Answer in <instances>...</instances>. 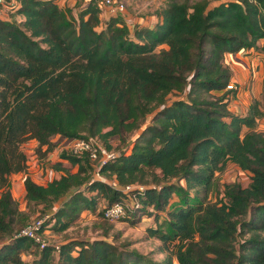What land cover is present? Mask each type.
<instances>
[{"label": "trees", "instance_id": "1", "mask_svg": "<svg viewBox=\"0 0 264 264\" xmlns=\"http://www.w3.org/2000/svg\"><path fill=\"white\" fill-rule=\"evenodd\" d=\"M14 2L11 18L0 17V264H174V256L178 264H264V130L256 129L263 111L255 101L247 115L232 113L228 93H216L236 89L225 55L264 38V0H164L155 25L134 28L120 14L102 18L100 0H84L78 14L58 0ZM132 133L129 147L101 167L105 179H93L88 153L63 150L78 168L57 161L60 176L46 184L27 174L26 199L53 206L70 193L53 214L64 230L83 210L101 206L103 214L126 199L107 180L144 184L143 194L132 191L141 206L128 219L165 211L166 230H148L174 255L158 261L96 238L59 250L47 244L26 261L22 251L35 242L15 236L29 221L10 184L28 168L22 144L95 136L112 149L111 138ZM228 160L252 180L229 183L224 200H210Z\"/></svg>", "mask_w": 264, "mask_h": 264}, {"label": "rangeland", "instance_id": "2", "mask_svg": "<svg viewBox=\"0 0 264 264\" xmlns=\"http://www.w3.org/2000/svg\"><path fill=\"white\" fill-rule=\"evenodd\" d=\"M84 0H77L75 6H69L74 9V12L78 14L79 8L83 5ZM126 3L125 15L120 14L125 20V16L132 15L130 18L137 19L138 15H149L150 12H157L159 8L163 5L164 0H122ZM158 6L159 8H156ZM158 9V10H157ZM12 11H10L11 15ZM14 13V12H13ZM12 13V14H13ZM145 13V14H143ZM11 18V16H10ZM134 24L131 21L130 24ZM135 24L137 22L135 21ZM134 28V27H131ZM264 100V97H263ZM255 101V100H254ZM259 105L263 103L262 100H258ZM152 117L151 114L148 115L146 120ZM134 134H127V139H119L117 137L111 138L112 149L118 154L126 150ZM22 149L26 153L28 160V168L26 171L15 172L10 176V184L13 194L17 200L19 209L24 212V218L26 220L23 223L29 221V223H34L39 219H45V226L43 230V238L48 244L61 245L72 239L79 240H94L96 238H107L110 241L127 244L128 247H133L141 252L149 253L152 257L158 261H164L168 254L174 255L172 250V244H165L159 236L152 235L148 228L161 226L163 230L167 228L168 215L162 210L158 213L159 217H156V211L152 209H146L142 217L132 222L126 217L118 219H108L104 217L101 213V206L99 209L92 211L90 209H85L81 212L79 218H77L68 228L64 230H58L56 228V220L53 216L54 212L60 207L64 201H66L69 194L63 195L58 199L53 206H48L44 203L29 202L26 199V186L25 178L27 174H30L32 178L38 183L46 184L52 179L59 177L60 172H58L53 164L57 161H62L65 165L75 171L78 166H72L69 160L61 158L60 154L63 150L72 151L71 142L66 138H61L60 136H55L52 138L49 144L41 145L37 140L29 138L22 144ZM94 173H97L96 161L93 162ZM102 175V174H101ZM103 176V175H102ZM105 177V176H104ZM151 177V176H150ZM251 173L241 169L233 161L228 160L224 169L218 171L215 175L213 187L209 193L210 200L222 201L226 198L225 188L226 185L233 182H239L244 186H247L251 182ZM3 188L0 187V196ZM196 193V190L191 192V195ZM201 193H204L201 189ZM175 200L172 202L175 205L180 202V197L175 194ZM126 199L128 202L134 205L132 197H128L126 194ZM106 202V201H105ZM104 202V203H105ZM131 217V216H130ZM20 221L18 223V228L23 225ZM21 223V224H20ZM39 251V246L35 243L31 249L22 251V257L26 261H32ZM56 255L58 253L56 252ZM174 264H178L176 257H173Z\"/></svg>", "mask_w": 264, "mask_h": 264}, {"label": "crops", "instance_id": "3", "mask_svg": "<svg viewBox=\"0 0 264 264\" xmlns=\"http://www.w3.org/2000/svg\"><path fill=\"white\" fill-rule=\"evenodd\" d=\"M58 3L61 6H75L77 0H58ZM156 8L159 7L157 6ZM74 9H76V7ZM131 16L132 15L125 16V20L130 27H134V25L153 26L160 19L159 14L154 11L150 12L149 15H138L137 19L132 18L131 20ZM101 17L107 19L109 17L108 11L102 10ZM131 21H134V24L132 23L131 25ZM135 21L137 24H135ZM258 44L259 47L243 48L225 55V63L231 70L230 83H234L236 89L230 90L226 87L217 90L216 93L227 92L229 96V110L239 115H247L253 102L259 99L262 100L263 103L260 104V107L263 111V115L259 119L256 129L264 130V38H261ZM248 129V126L244 125L242 134ZM175 197L177 198V196L174 195L172 201L175 200Z\"/></svg>", "mask_w": 264, "mask_h": 264}, {"label": "built area", "instance_id": "4", "mask_svg": "<svg viewBox=\"0 0 264 264\" xmlns=\"http://www.w3.org/2000/svg\"><path fill=\"white\" fill-rule=\"evenodd\" d=\"M90 1V0H85ZM14 0H0V17L10 18V11H12L14 6ZM100 9L107 10L109 17L117 16L123 14L126 11V3L122 0H100ZM135 26V25H134ZM229 88H236L234 83L228 84ZM67 139V138H66ZM71 148L74 153L83 154L88 153L92 160L96 161L97 173L93 176L94 178L105 179L101 173V167L107 162L114 160L119 154L113 150L109 149L98 137H79L70 141ZM111 185L117 187L128 194V197H132L135 201L134 205L128 202V199L118 200L107 206L103 210L104 217L108 219H118L122 217H130L133 211L141 206V202L138 193L143 194L145 192L146 186L144 184H128L121 185L117 178H111L107 180ZM137 189L138 193H132L133 190ZM45 219H39L34 223L25 224L20 231H18L15 236H27L31 238L40 248H44L48 243L43 238V230L45 226ZM56 249H60V245H55Z\"/></svg>", "mask_w": 264, "mask_h": 264}]
</instances>
